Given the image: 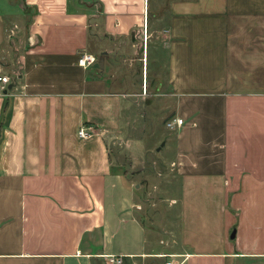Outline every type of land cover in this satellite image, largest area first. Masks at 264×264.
Here are the masks:
<instances>
[{"label":"crops","instance_id":"crops-1","mask_svg":"<svg viewBox=\"0 0 264 264\" xmlns=\"http://www.w3.org/2000/svg\"><path fill=\"white\" fill-rule=\"evenodd\" d=\"M2 1L0 264H264V0ZM93 40L104 69L78 64ZM150 43L168 57L160 96L184 120L175 239L149 235L144 190L112 154L156 150L135 135Z\"/></svg>","mask_w":264,"mask_h":264},{"label":"rangeland","instance_id":"rangeland-1","mask_svg":"<svg viewBox=\"0 0 264 264\" xmlns=\"http://www.w3.org/2000/svg\"><path fill=\"white\" fill-rule=\"evenodd\" d=\"M2 4L5 9L18 10L17 5H14L11 0H3ZM153 46L154 43H150L148 88L142 92V98L145 99L137 101L138 106L135 111L137 129L135 135L144 139V147L146 149H150L149 151H151L156 148L157 152L154 150L149 154L148 159H146L144 152H141L142 150L139 149V151L136 150L134 152L133 159L125 146H120V144L115 142L112 154L116 170L127 173L144 190L141 196L142 201H144L141 215L147 225L149 235L152 236V232H154V236L158 237L159 232L163 230L169 234L172 233L173 235H170V238L175 239L178 230L176 223L178 214L176 210L171 211L170 203L174 198V193L177 194V190L179 191L180 185L175 175L176 170L171 167V162L175 159V155L173 151H170V148L174 146V144L172 146V142H174L176 132L168 129L166 126L167 122L174 118L170 115L173 102L160 96L166 93L167 86L162 90L157 89L160 82L164 85L167 83L168 57L163 48L156 51ZM89 51L93 52L101 60L102 50L97 48L94 40ZM122 64V71L126 76L134 75L135 79L139 77L138 66L133 61L127 64L122 62ZM130 64L133 65L130 66ZM136 98L139 99L140 96L134 99ZM122 136L126 137L125 134ZM166 142L167 146L162 151H159L158 149L162 148V145ZM145 159V168L140 171L139 169H135L139 165L135 164V161H142L144 163ZM151 202H154L157 206H152ZM158 246L160 249L163 248V245L158 244Z\"/></svg>","mask_w":264,"mask_h":264},{"label":"built area","instance_id":"built-area-1","mask_svg":"<svg viewBox=\"0 0 264 264\" xmlns=\"http://www.w3.org/2000/svg\"><path fill=\"white\" fill-rule=\"evenodd\" d=\"M98 62V59L93 54L84 53L80 56L78 61L79 66L82 67H92ZM11 83V78L9 75L4 74L0 71V94L7 92L8 86ZM184 120L180 118H175L167 122V128L170 130L179 129L183 126ZM94 134L93 130H89L85 127H82L79 132L78 136L81 139H88ZM183 256H176V255H167L163 254L160 255V258L165 260L164 264H185V258L180 261ZM175 258V259H173ZM108 264H126L125 257L121 255H110L107 256Z\"/></svg>","mask_w":264,"mask_h":264},{"label":"water","instance_id":"water-1","mask_svg":"<svg viewBox=\"0 0 264 264\" xmlns=\"http://www.w3.org/2000/svg\"><path fill=\"white\" fill-rule=\"evenodd\" d=\"M96 68H100V69H104L105 67V59L104 58H101V60L99 61V63H97L95 65ZM10 89H12V86H10ZM165 144L162 145V147L164 146ZM162 148H159L158 150L160 151ZM235 231H233L232 235H231V239H235Z\"/></svg>","mask_w":264,"mask_h":264},{"label":"bare ground","instance_id":"bare-ground-1","mask_svg":"<svg viewBox=\"0 0 264 264\" xmlns=\"http://www.w3.org/2000/svg\"><path fill=\"white\" fill-rule=\"evenodd\" d=\"M96 57H97V56H96ZM97 59H98V58H97ZM97 63H99V59H98V62H97ZM97 63H96V64H97ZM96 64H95V65H96ZM84 68H89V67H84ZM176 256H177V255H176ZM178 256H179V255H178ZM173 259H175V258H173Z\"/></svg>","mask_w":264,"mask_h":264},{"label":"trees","instance_id":"trees-1","mask_svg":"<svg viewBox=\"0 0 264 264\" xmlns=\"http://www.w3.org/2000/svg\"><path fill=\"white\" fill-rule=\"evenodd\" d=\"M3 127L1 126V128L0 129H2Z\"/></svg>","mask_w":264,"mask_h":264}]
</instances>
